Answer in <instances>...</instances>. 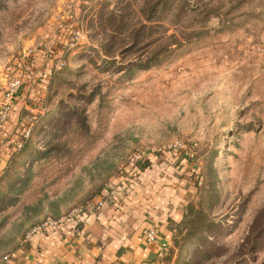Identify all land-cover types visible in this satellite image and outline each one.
Returning a JSON list of instances; mask_svg holds the SVG:
<instances>
[{
    "label": "rangeland",
    "instance_id": "obj_1",
    "mask_svg": "<svg viewBox=\"0 0 264 264\" xmlns=\"http://www.w3.org/2000/svg\"><path fill=\"white\" fill-rule=\"evenodd\" d=\"M29 53L47 70L0 169V255L147 181L186 194L160 264H264V0H0V96Z\"/></svg>",
    "mask_w": 264,
    "mask_h": 264
},
{
    "label": "crops",
    "instance_id": "obj_2",
    "mask_svg": "<svg viewBox=\"0 0 264 264\" xmlns=\"http://www.w3.org/2000/svg\"><path fill=\"white\" fill-rule=\"evenodd\" d=\"M35 54L30 55L31 63L26 62L30 71L18 93L22 96H17L0 126V169L15 149L16 134L24 123L22 109L35 110L28 107L25 96L40 95L45 80L47 66L37 69L36 63L43 60ZM153 185L141 184L140 197L113 190L96 198L93 208L26 235L15 249L0 255V264H160L159 245L170 244L184 213L186 194L175 196L167 187L164 193L153 194ZM148 227H155L157 243L144 240L143 230Z\"/></svg>",
    "mask_w": 264,
    "mask_h": 264
},
{
    "label": "built area",
    "instance_id": "obj_3",
    "mask_svg": "<svg viewBox=\"0 0 264 264\" xmlns=\"http://www.w3.org/2000/svg\"><path fill=\"white\" fill-rule=\"evenodd\" d=\"M22 83H23V79L21 77V73H17L16 75L12 76L8 80L3 92L1 93V96H0V126L3 125L4 122L8 119L10 109L12 108L13 104L17 100V96H18V93L22 87ZM184 147L185 146L183 144H178V145L170 146L167 148H161L159 150L164 151V150H171V149L172 150L182 149L183 155L188 157V155H189L188 151ZM142 157L143 156H141L139 158H136V157H133V158L139 160ZM93 207H94V202H88L82 209L79 210V212H83V211L91 209ZM52 223H54V222L46 221L43 224L34 227L31 232L40 231L43 227H45L48 224H52ZM142 235H143L144 240L146 242L157 243V241H158V234H157L155 227L146 228L145 230H143ZM159 246L160 247H159V251H158V257L160 258L167 253L168 245L163 243V244H160ZM4 258H6V257L4 256Z\"/></svg>",
    "mask_w": 264,
    "mask_h": 264
},
{
    "label": "trees",
    "instance_id": "obj_4",
    "mask_svg": "<svg viewBox=\"0 0 264 264\" xmlns=\"http://www.w3.org/2000/svg\"><path fill=\"white\" fill-rule=\"evenodd\" d=\"M30 55L31 54H29V56H28V58L30 57ZM26 62H24V64H25ZM25 67H24V70H23V74L21 73V77H22V79H23V83H22V86H23V84H24V81H25V73H28L29 74V68H28V66H26V65H24ZM22 95L20 94L19 96H18V98H20ZM39 95H37V94H35V95H33V96H29V95H27V96H25V99L27 100V99H30V98H36V97H38ZM163 153L164 152H169V153H171V154H173L174 156H177V153H182V149H177V150H164V151H162ZM183 154V153H182ZM131 161V164H132V172L129 174V175H132L131 176V178H133V176L134 177H140V175H141V173H143L142 172V170H144V169H146L147 167H149V164H150V162H151V157L150 156H143L141 159H134V158H131L130 159ZM106 195V194H105ZM105 195H101L100 196V198H103V197H105Z\"/></svg>",
    "mask_w": 264,
    "mask_h": 264
}]
</instances>
